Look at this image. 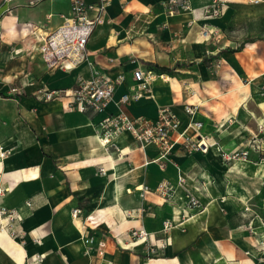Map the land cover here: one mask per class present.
Segmentation results:
<instances>
[{"label": "crops", "instance_id": "1", "mask_svg": "<svg viewBox=\"0 0 264 264\" xmlns=\"http://www.w3.org/2000/svg\"><path fill=\"white\" fill-rule=\"evenodd\" d=\"M167 1L110 0L86 53L97 69L111 76L121 71L125 80L95 114L69 107L72 98L63 94L77 77H90L88 66L49 68L36 49L33 33L56 29L61 15L70 14L69 0H14L7 13L0 0V223L8 228L0 232V264H227L248 247L246 254L254 251L255 240L242 238L228 220L230 205L256 197L260 184L248 181L244 192L234 178L247 158L226 160L221 153L239 150L231 143L250 124H263L257 115L263 100H252L264 88V0H221V16L210 19L203 8L212 0H189L191 10L174 16L166 14ZM204 27L222 30L218 42L204 39ZM132 60L155 67L151 97L118 106L133 84ZM42 89L54 92L50 100L37 98ZM186 104L198 105L199 133L220 150L189 155L176 146L166 160L154 161L156 149L140 148L128 133L112 140L120 158L99 144L94 124L105 114L155 119L157 107L168 105L185 120ZM239 115L246 122L231 120L225 128L227 117ZM163 179L175 185L168 198L156 191ZM187 196L201 207H185ZM1 209L13 211V219ZM74 209L80 210L75 218ZM134 230L146 232L144 243L134 242ZM86 237L105 241L102 259L85 251Z\"/></svg>", "mask_w": 264, "mask_h": 264}, {"label": "built area", "instance_id": "2", "mask_svg": "<svg viewBox=\"0 0 264 264\" xmlns=\"http://www.w3.org/2000/svg\"><path fill=\"white\" fill-rule=\"evenodd\" d=\"M14 0H1V6L4 13L10 10V4ZM254 0L253 2H258ZM70 14L61 15V24L51 32L46 34L33 33L37 39V51L43 62L49 68L66 67L75 68L81 64H86L90 70V77L76 78L75 86L72 90H64L65 96L71 97L69 107L84 113L91 111L99 114L105 110L107 105L112 101L117 86L125 80L123 72H118L114 76L104 73L97 69L86 53L87 41L93 32L95 25L102 22V15L105 12L110 0H98L97 3H87L85 0H69ZM31 4V2H30ZM166 14L174 16L181 10H191L189 0H168L164 4ZM223 2L221 0H212V2L203 8L205 18H219L222 14ZM97 11L95 18H89V12ZM206 41L218 42L222 30L216 27H204L201 31ZM207 56H213L209 50L205 51ZM111 63L114 59L109 60ZM132 71L133 84L127 92L121 94L117 105H125L131 101L150 98V83L156 74L151 69H143L138 62ZM221 61L217 59L216 66ZM158 77H162L159 75ZM54 92L48 90H38L36 96L41 100H50ZM198 111V105L186 104L184 106L185 120L182 119L170 106L159 105L155 119H149L142 115L131 116L120 111L115 114H105L94 127L98 131L99 144L103 148L112 147L117 157H121L120 150L112 142L113 138L122 133H128L133 136L140 148L153 146L157 151V157L154 161L166 160L176 146H180L183 151L189 155L195 153H206L211 147L220 150L216 142L208 143L207 140L199 133L202 123L196 120L195 116ZM226 160L246 157L247 151L232 150L231 152H222ZM99 171L104 173V169ZM181 183V179L178 180ZM147 188H141L140 191ZM175 185L169 180L163 179L156 187L164 198H168L174 191ZM189 208H199V202L193 196H187ZM80 213L79 209L72 210V216L75 218ZM1 215H5L8 220L13 219V211L1 209ZM167 224V223H166ZM8 228L0 223V232L7 231ZM135 237L134 242L142 244L146 241L147 234L144 230L132 231ZM85 251L93 253L97 258H103L106 250L104 240L92 242L91 237L83 239ZM42 258L39 256L37 262Z\"/></svg>", "mask_w": 264, "mask_h": 264}, {"label": "rangeland", "instance_id": "3", "mask_svg": "<svg viewBox=\"0 0 264 264\" xmlns=\"http://www.w3.org/2000/svg\"><path fill=\"white\" fill-rule=\"evenodd\" d=\"M144 23V22H143ZM202 36L199 35L198 38ZM89 78V77H86ZM264 100V88H262L259 92V97L252 100L254 103ZM257 113V112H256ZM258 116H262L264 118V112L259 110ZM233 121L235 124H242L246 122L245 115H239L238 121L237 118L227 117V121H224L223 124H228L230 121ZM229 121V122H228ZM239 146L238 151H247L249 152L247 158V162H242L239 165V168L235 170V173H238L240 178L239 181L241 187H243L244 192L246 191L248 185V181H255L260 184L258 189H255L256 197H251L245 202H238L233 206L230 205V219L228 220L229 226L231 228L236 229L240 235L242 234V238H246L248 241L255 240V242H251V247H255L252 254H246L250 252L251 248L248 247L246 250H243L244 255L240 256V258L236 261H246L249 264H264V126L260 123L250 124L247 131H245L242 135H240V139L231 143V146ZM238 159V158H237ZM245 159V158H243ZM256 164L255 169H251L250 166L252 164ZM232 183L237 184V181H233ZM245 183V186H244ZM243 184V185H242ZM230 192L232 194H237L238 190L236 188H230ZM185 201V207L189 208V204ZM205 201V200H203ZM200 207L201 204L199 203ZM192 209V208H189ZM199 209V208H195ZM185 214V213H184ZM187 214V213H186ZM183 215V214H182ZM191 215V214H189ZM164 226L169 228L168 221H166ZM236 235V234H235ZM241 238V239H242ZM263 251H261V250ZM251 255L253 257L251 258Z\"/></svg>", "mask_w": 264, "mask_h": 264}, {"label": "bare ground", "instance_id": "4", "mask_svg": "<svg viewBox=\"0 0 264 264\" xmlns=\"http://www.w3.org/2000/svg\"><path fill=\"white\" fill-rule=\"evenodd\" d=\"M258 106H259V108L261 109H263L264 110V100L263 101H261L259 104H258ZM254 113V112H253ZM258 120L261 122V123H263L264 124V120L262 119V118H258ZM209 189H210V191H212V195L214 196L215 194L213 193V186H209ZM212 207H213V201L211 202V204H210V206L209 207H207L206 209H205V212L207 213H209L210 212V210L212 209ZM189 216V215H188ZM177 234V233H176ZM185 261V260H184ZM226 261H228L229 263H227V264H249L248 262H246V261H234V260H232V259H230V260H226ZM159 263L160 264H168L167 263V261H159ZM174 264H178V262H174Z\"/></svg>", "mask_w": 264, "mask_h": 264}, {"label": "trees", "instance_id": "5", "mask_svg": "<svg viewBox=\"0 0 264 264\" xmlns=\"http://www.w3.org/2000/svg\"><path fill=\"white\" fill-rule=\"evenodd\" d=\"M237 49H239V47H238ZM149 69H151V70H155V67H149ZM156 69H157V68H156ZM157 71H158L159 73H169V70L166 69V68H159Z\"/></svg>", "mask_w": 264, "mask_h": 264}]
</instances>
